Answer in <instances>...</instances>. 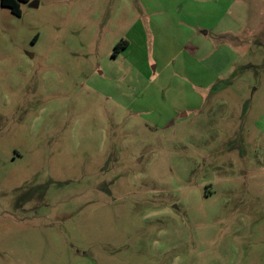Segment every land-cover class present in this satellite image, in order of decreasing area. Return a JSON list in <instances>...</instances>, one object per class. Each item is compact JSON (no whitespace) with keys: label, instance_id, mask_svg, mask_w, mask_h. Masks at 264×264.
<instances>
[{"label":"rangeland","instance_id":"1","mask_svg":"<svg viewBox=\"0 0 264 264\" xmlns=\"http://www.w3.org/2000/svg\"><path fill=\"white\" fill-rule=\"evenodd\" d=\"M20 5L0 264H264V0Z\"/></svg>","mask_w":264,"mask_h":264},{"label":"trees","instance_id":"2","mask_svg":"<svg viewBox=\"0 0 264 264\" xmlns=\"http://www.w3.org/2000/svg\"><path fill=\"white\" fill-rule=\"evenodd\" d=\"M21 1H29V0H0V8L1 6L9 7L11 12L15 15H21ZM128 46V41L123 40L116 44L113 56H117L122 49H125Z\"/></svg>","mask_w":264,"mask_h":264}]
</instances>
